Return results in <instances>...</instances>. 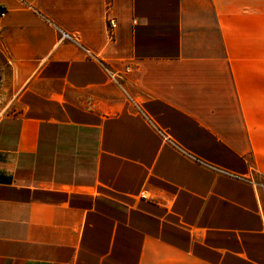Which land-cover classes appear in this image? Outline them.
Instances as JSON below:
<instances>
[{"label": "crops", "instance_id": "crops-1", "mask_svg": "<svg viewBox=\"0 0 264 264\" xmlns=\"http://www.w3.org/2000/svg\"><path fill=\"white\" fill-rule=\"evenodd\" d=\"M0 7V264H264V0Z\"/></svg>", "mask_w": 264, "mask_h": 264}, {"label": "rangeland", "instance_id": "rangeland-1", "mask_svg": "<svg viewBox=\"0 0 264 264\" xmlns=\"http://www.w3.org/2000/svg\"><path fill=\"white\" fill-rule=\"evenodd\" d=\"M10 70L8 68L3 49L0 44V118L10 112V100L12 91L8 86V77Z\"/></svg>", "mask_w": 264, "mask_h": 264}, {"label": "built area", "instance_id": "built-area-1", "mask_svg": "<svg viewBox=\"0 0 264 264\" xmlns=\"http://www.w3.org/2000/svg\"><path fill=\"white\" fill-rule=\"evenodd\" d=\"M6 16H7V11L4 8L0 7V39L2 38V31H3L2 21L4 20V18ZM116 28H117L116 21H114L112 19L109 20V22H108V31L109 32L108 33H109V39L111 41H113L115 39V30H116ZM61 34H62L61 39H70V40H74L75 39V37L73 35L68 34V33L64 32V31H61ZM87 52L91 56H93V53L91 51H89L88 49H87Z\"/></svg>", "mask_w": 264, "mask_h": 264}]
</instances>
